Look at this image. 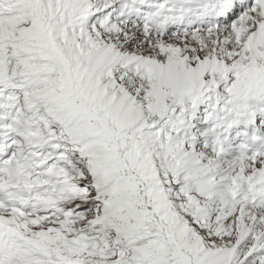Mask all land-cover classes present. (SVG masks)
Here are the masks:
<instances>
[{
  "label": "snow or ice",
  "instance_id": "snow-or-ice-1",
  "mask_svg": "<svg viewBox=\"0 0 264 264\" xmlns=\"http://www.w3.org/2000/svg\"><path fill=\"white\" fill-rule=\"evenodd\" d=\"M0 264H264V0H0Z\"/></svg>",
  "mask_w": 264,
  "mask_h": 264
}]
</instances>
